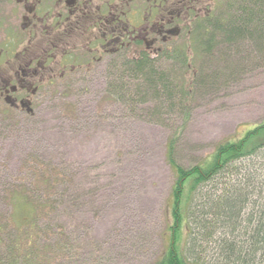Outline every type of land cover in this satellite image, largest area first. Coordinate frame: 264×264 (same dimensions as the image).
<instances>
[{"label": "rangeland", "instance_id": "obj_1", "mask_svg": "<svg viewBox=\"0 0 264 264\" xmlns=\"http://www.w3.org/2000/svg\"><path fill=\"white\" fill-rule=\"evenodd\" d=\"M214 1L203 0L217 16L239 18L241 4ZM193 27L190 34L189 25L185 29L183 48L188 46L193 68L185 76L194 70L202 85L185 108L148 93L121 94L143 80L122 77L132 72L120 64L110 68L109 62L97 73L68 75L38 90L29 98L31 113L0 99V264H11L12 240L22 254L27 251L29 235L36 239L31 264H154L159 259L168 242L174 179L165 157L168 142L173 139L174 160L189 168L208 159L221 140L238 138L264 120V47L246 30L229 43L215 30L201 34ZM156 59L159 72H185L167 57ZM247 166L264 173L263 152ZM235 174L224 173L198 190L194 203L202 214L197 217L210 223L207 231H217L212 240L205 238L207 231L202 235L195 254L185 250L186 264L220 262L213 248L220 233L240 242V228L231 236V228L214 223L219 229H213V219L203 214L204 202L235 184ZM262 178L256 176L255 187ZM18 192L41 206L32 229L17 228L10 219V196ZM198 219L192 223L196 233ZM181 248L183 254L185 241ZM25 261L21 257L13 264Z\"/></svg>", "mask_w": 264, "mask_h": 264}, {"label": "trees", "instance_id": "obj_2", "mask_svg": "<svg viewBox=\"0 0 264 264\" xmlns=\"http://www.w3.org/2000/svg\"><path fill=\"white\" fill-rule=\"evenodd\" d=\"M234 1L241 4L238 9L239 18L232 22V18L229 16L219 15L213 23H202L200 28H198L201 34L208 33L207 28H210L222 34L223 38L230 43L234 41L233 38L241 35L246 30L252 39L256 38L257 46L263 48L264 43H260V40L264 38V14L262 16V13H264V0ZM218 2H225V0H218ZM246 5H249L248 10L243 7ZM253 24L254 26H252ZM194 38L197 39V36ZM193 44L195 46L197 43ZM197 47L199 48L200 45L197 44ZM170 53L172 54L167 59L171 61L174 68H181L185 72L173 71L174 74L172 72H159L160 68L156 64L159 60L156 58L151 63L144 60L132 62L123 59L121 63L123 69L126 71L130 70L134 74L131 73L129 76L123 74L122 77L127 78L133 75V78H142L143 82L137 84V89L135 90L123 89L119 90L120 93L125 96L132 95L134 92L137 94H141V92L148 93L158 98L163 97L165 102L171 104L177 102L180 107L185 108L189 104L191 96L194 95L197 85L201 86L202 84L198 82L197 73L194 70H191L192 73L189 78L185 76L186 72H190V69H193L191 68L188 46L182 50L178 46L171 47ZM192 56H196L195 51H193ZM124 78H122V82L126 84L127 82ZM115 91H110L109 95L112 96ZM173 145V139H171L167 144L165 155L174 176L168 198V242L163 253L154 264H186L183 258L185 250L192 255L198 252L196 251L200 247L198 241H202V235L209 229L210 223L208 221L201 223V220L197 217L198 214H202L197 209L198 205L194 203L197 192L201 186L206 185L224 173H231L233 170H236L234 179H237V182L223 187L213 199L209 198L204 202L206 210L203 214L209 215L211 220L213 219L211 225L213 229H219L225 225L231 228V232H229L231 236L237 231V228H240L239 232H243L242 238L237 244L228 235L220 233L222 238L215 240V247H213L218 250L216 251L217 258L221 257V261L217 264H260L262 261L264 262V253H262L264 248V173L261 169L260 171L254 169V166H247V162L261 152H263L264 157V120L246 130L238 138L221 140L216 144L208 159L189 168L180 166L174 160ZM258 172L259 174L257 175ZM256 176H263L261 183H258L257 187L253 184ZM10 197L12 208L10 219L13 225L20 229L22 227L26 229L35 227L41 207L38 204L39 201L31 200L20 192L12 194ZM259 199L263 200L261 204L263 207L260 206V203L257 204ZM192 205L194 210L189 208ZM196 219H198L196 221L198 226L200 224V231L197 233L194 232V225H192ZM214 223L220 224L219 228H216L218 226H213ZM29 231H26V236L29 233L31 235L35 233L32 230ZM213 232V230L207 231V237L205 238L212 240V235L214 236L215 234ZM184 241L185 248L182 254L181 247ZM35 242L36 239L30 237V235L27 236L25 244L28 249L22 254L18 250L20 249V244L14 245V240H12L8 248L11 264L21 259V257L26 260L25 264H31L36 254H29V252L34 248ZM199 258L197 257L196 259Z\"/></svg>", "mask_w": 264, "mask_h": 264}, {"label": "flooded vegetation", "instance_id": "obj_3", "mask_svg": "<svg viewBox=\"0 0 264 264\" xmlns=\"http://www.w3.org/2000/svg\"><path fill=\"white\" fill-rule=\"evenodd\" d=\"M203 3L0 0V99L31 113L29 98L68 75L97 73L106 62L115 69L123 59L169 57L170 45L183 49L187 25L190 34L191 25L199 32L217 19Z\"/></svg>", "mask_w": 264, "mask_h": 264}, {"label": "water", "instance_id": "obj_4", "mask_svg": "<svg viewBox=\"0 0 264 264\" xmlns=\"http://www.w3.org/2000/svg\"><path fill=\"white\" fill-rule=\"evenodd\" d=\"M31 110L30 109H27V112H30Z\"/></svg>", "mask_w": 264, "mask_h": 264}]
</instances>
